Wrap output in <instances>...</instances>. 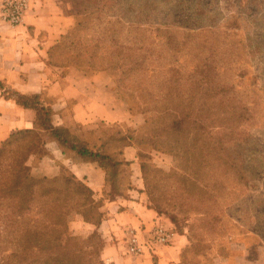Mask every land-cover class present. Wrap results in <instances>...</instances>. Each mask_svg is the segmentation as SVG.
Here are the masks:
<instances>
[{"label":"trees","instance_id":"trees-1","mask_svg":"<svg viewBox=\"0 0 264 264\" xmlns=\"http://www.w3.org/2000/svg\"><path fill=\"white\" fill-rule=\"evenodd\" d=\"M73 10L75 20L52 46L50 57L54 62L85 70L107 71L125 103L131 109L129 98L139 104L144 122L119 136L110 134L102 142L104 151L93 150L64 129L50 125L44 107L39 109L40 126L10 133L0 145V264H106L100 256L102 240L96 231L84 243L68 230L73 213H80L88 222L101 220L102 212L90 189L65 171L53 176L31 172L28 160L43 152L46 136H54L81 157L98 161L116 191L121 190L117 178L123 170L118 147L150 143L156 151L172 156L173 167L167 172L154 167L162 180L158 187L150 181V165L141 161L149 206L185 215L198 208L207 214L210 226L218 219L212 210L217 194L211 186L212 177L203 182L202 175L213 176L210 171L222 165L224 172L234 174L238 182L248 179L242 155L233 154L226 144L234 138V117L228 107L222 110L225 118L219 117L215 98L221 88L214 53L196 61V75H188L192 84L186 89L178 57L186 46V29L160 23L152 29L159 35L155 43L142 37L145 28L135 22V13L124 16L93 7ZM206 203L209 208L203 210ZM186 228L189 242L181 255L199 249L194 223Z\"/></svg>","mask_w":264,"mask_h":264},{"label":"crops","instance_id":"crops-1","mask_svg":"<svg viewBox=\"0 0 264 264\" xmlns=\"http://www.w3.org/2000/svg\"><path fill=\"white\" fill-rule=\"evenodd\" d=\"M4 0H0L1 3ZM75 20L67 0H29L17 24L0 17V145L17 129L39 125V109H48L49 124L64 129L93 150L104 151L102 142L110 134L138 128L144 118L117 93L105 70H85L54 62L50 50ZM114 142V141H113ZM43 152L28 164L35 175L53 176L61 171L83 182L98 201L102 212L98 223L75 213L74 233L101 237L100 256L107 264H178L188 244L187 228L178 229L164 212L148 204L141 170L140 147L124 143L117 149L122 171L116 191L98 161L84 158L63 147L54 136H46ZM161 224L171 232L167 244L149 243L141 254L129 253L126 239L132 234L146 241L151 228ZM220 264H264V242L242 243Z\"/></svg>","mask_w":264,"mask_h":264},{"label":"rangeland","instance_id":"rangeland-1","mask_svg":"<svg viewBox=\"0 0 264 264\" xmlns=\"http://www.w3.org/2000/svg\"><path fill=\"white\" fill-rule=\"evenodd\" d=\"M68 1L75 10L93 7L124 16L135 13V22L145 28L142 37L155 43L159 35L152 29L160 23L168 22L172 28L186 29V46L178 56L183 67L181 81L186 89L192 84L188 75H196V61L214 53L217 84L221 88L215 98L221 112L219 117L225 118L222 110L227 107L234 117L231 120L234 138L226 144L233 154L242 155L248 179L245 183L238 182L234 174L224 172L222 165L210 171L213 176L202 175L203 182L212 177L211 186L217 194L212 210L218 214V219L212 226L206 222L207 214L200 213L198 208L188 215L178 214L176 210L164 213L177 217L174 220L177 228H186L189 223L195 225L194 238L199 249L196 253L194 250L184 252L180 264H210V261L220 264L221 258H230L236 252L235 247L242 243L250 244L259 239L264 242V0ZM135 2L137 6L133 7ZM227 84L228 88H222ZM128 101L132 109L139 111V104L133 98ZM138 145L141 160L150 165V181L159 187L162 180L154 167L169 171L173 167L172 156L156 151L150 143ZM202 206L200 204L199 208ZM203 208L208 210L209 204ZM74 217L75 213L70 217L68 230L87 243L88 235L74 233L71 228ZM199 217L206 220L198 221Z\"/></svg>","mask_w":264,"mask_h":264},{"label":"built area","instance_id":"built-area-1","mask_svg":"<svg viewBox=\"0 0 264 264\" xmlns=\"http://www.w3.org/2000/svg\"><path fill=\"white\" fill-rule=\"evenodd\" d=\"M29 0H4L0 6V17L11 24H17L27 10ZM171 238L169 229L161 224L154 225L146 239L141 240L136 233L130 234L126 239V249L132 254H141L145 246L155 244H167Z\"/></svg>","mask_w":264,"mask_h":264}]
</instances>
